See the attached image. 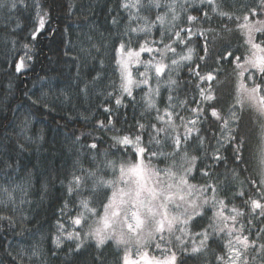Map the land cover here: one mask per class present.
Segmentation results:
<instances>
[{
  "label": "snow or ice",
  "instance_id": "snow-or-ice-1",
  "mask_svg": "<svg viewBox=\"0 0 264 264\" xmlns=\"http://www.w3.org/2000/svg\"><path fill=\"white\" fill-rule=\"evenodd\" d=\"M21 7L34 13L36 41L51 18L43 0H0V31L16 32ZM92 11L68 0L67 16L83 19V62L103 66L107 54L118 77L100 93L106 115L75 136L91 137L89 151L63 175L21 166L44 134L30 114L13 121L0 151V264H57L61 253L63 264H109L108 252L112 264H264V0H117L107 36ZM22 47L17 74L33 59ZM71 59L79 81L81 56ZM98 82L99 73L77 87L88 95ZM129 107L134 124L121 112ZM57 179L54 223L31 227Z\"/></svg>",
  "mask_w": 264,
  "mask_h": 264
},
{
  "label": "trees",
  "instance_id": "trees-1",
  "mask_svg": "<svg viewBox=\"0 0 264 264\" xmlns=\"http://www.w3.org/2000/svg\"><path fill=\"white\" fill-rule=\"evenodd\" d=\"M43 2L45 7L50 8L51 18L36 41H32L30 35L35 24L34 13L23 7L14 16L20 24L16 32L6 35L0 31V125L7 128L5 131L4 127H0V151L10 147L4 142L5 136L15 139L12 136L13 121L17 117L22 119L24 114H30L33 133L43 132L44 141L39 152L35 150V146H29L32 151L25 152L20 158L21 166L31 167L39 164L38 174H48L52 169H56L59 175H63V170L71 169L79 154L77 150L85 153L89 151L86 145L91 142V137L81 136L80 142L77 143L74 142L75 136L91 132L96 121L104 119L106 114L103 113L100 105L105 102V97L100 93L104 85L114 79L118 80V77L114 74V65L107 54L101 55L104 60L103 66L100 64V59L88 58L87 63L83 62L84 57L80 53L82 39L80 29L83 26V19L77 22L76 16L71 18L67 16L68 0H43ZM78 2L91 3L93 11L88 15L95 25L97 35L103 33L107 36L111 27V15L108 9L114 8L117 0H78ZM228 2L231 3L232 0ZM27 3L30 5L32 0H27ZM66 28L70 31L65 32ZM83 30L88 29L85 27ZM12 40L17 42L15 51ZM24 43L33 46V59L28 62L30 66L27 70L17 74L13 61L23 55ZM73 56H81L79 81L75 79L77 62L71 59ZM97 73L100 74L102 83L98 82L94 90L90 88L88 95L81 93L79 87L91 81ZM184 76H187L186 71ZM78 83L79 87H77ZM29 97L54 102V108L45 110L42 106L33 105ZM66 97L69 99H65ZM137 99L139 100V94ZM125 111L129 116V124H134L133 109L131 107L121 109V112ZM136 111L138 114L139 109ZM84 115L89 116L90 120L85 121L82 118ZM123 127L127 128V125ZM98 134V132L93 133V135ZM81 159L85 160L86 166V157ZM4 179L0 176V181ZM61 196L62 190L57 179L54 186L49 189L48 198L31 213L34 217L31 227H39L47 232L54 223L57 208L62 202ZM36 199L38 201L39 196ZM2 239L4 237L0 236V240ZM7 240H13L11 233L8 234ZM106 256L109 264H112V253L108 252ZM64 259L61 253L57 264H63Z\"/></svg>",
  "mask_w": 264,
  "mask_h": 264
}]
</instances>
